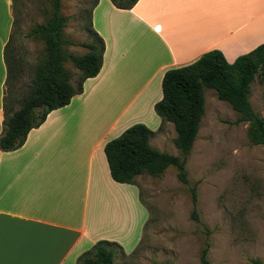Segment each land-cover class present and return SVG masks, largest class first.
<instances>
[{
    "label": "crops",
    "instance_id": "crops-1",
    "mask_svg": "<svg viewBox=\"0 0 264 264\" xmlns=\"http://www.w3.org/2000/svg\"><path fill=\"white\" fill-rule=\"evenodd\" d=\"M14 19L13 0H0V131ZM90 25L104 45L98 74L20 148L0 151V264H75L97 241L128 255L148 211L136 184L110 178L104 145L134 124L158 130L166 71L211 50L230 64L264 44V0H137L126 10L96 0Z\"/></svg>",
    "mask_w": 264,
    "mask_h": 264
},
{
    "label": "rangeland",
    "instance_id": "rangeland-1",
    "mask_svg": "<svg viewBox=\"0 0 264 264\" xmlns=\"http://www.w3.org/2000/svg\"><path fill=\"white\" fill-rule=\"evenodd\" d=\"M94 1H60L59 14L65 18L63 52L75 56L86 52L80 44L90 40L87 20ZM50 3L13 0L11 51L18 69L6 90L12 109L26 95L36 60L43 53V44L25 34L45 21ZM64 68L75 86L78 71L68 61ZM203 97L198 132L185 158L187 184L177 181L172 166L159 176L136 178L148 219L135 248L131 244L138 231L133 242L124 243L129 254L116 256L113 264H200L205 244L209 264L264 262V146L248 142L247 123L236 122V113L218 100L213 90L204 89ZM248 102L253 112L264 118V86L256 77L249 85ZM174 136L172 125L162 123L149 142L159 152L180 157L173 145ZM191 187L195 189L197 222L190 219Z\"/></svg>",
    "mask_w": 264,
    "mask_h": 264
},
{
    "label": "trees",
    "instance_id": "trees-1",
    "mask_svg": "<svg viewBox=\"0 0 264 264\" xmlns=\"http://www.w3.org/2000/svg\"><path fill=\"white\" fill-rule=\"evenodd\" d=\"M60 1L51 0L49 16L25 34L26 38L43 44V53L36 60L27 93L15 109L6 97V90L10 89V81L18 69L11 51L14 30L4 46L6 80L2 98L1 152L20 148L31 129L39 127L51 111L68 105L72 96L81 94L83 81L94 78L101 68L103 41L90 25V12L96 0L87 20L90 40L80 44L86 52L78 56L62 51L61 32L65 18L59 14ZM136 1L110 0L115 8L123 10L130 9ZM66 61L78 71L75 86L70 84V75L64 68ZM255 77L264 86V44L238 56L230 64L219 51L211 50L188 66L166 71L161 80V99L154 104L153 112L161 123L172 125L173 145L180 157L152 148L149 139L153 133L143 124H134L104 145L110 178L117 183L133 185L138 176H159L172 166L177 181L186 185L185 158L203 115L204 89L213 90L218 100L229 105L237 115L236 122L247 123L246 138L251 145L264 146V118L254 113L248 102L249 85ZM188 191L192 204L190 219L197 222L195 189L191 187ZM116 256L124 257L119 245L97 241L77 257L75 264H113ZM199 263L209 264L207 244L200 251ZM250 263L264 264L256 259Z\"/></svg>",
    "mask_w": 264,
    "mask_h": 264
}]
</instances>
